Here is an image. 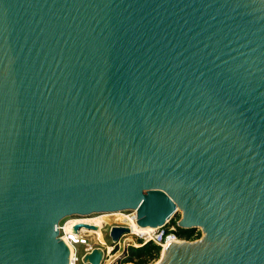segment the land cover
<instances>
[{
	"label": "water",
	"instance_id": "1",
	"mask_svg": "<svg viewBox=\"0 0 264 264\" xmlns=\"http://www.w3.org/2000/svg\"><path fill=\"white\" fill-rule=\"evenodd\" d=\"M129 210L201 231L158 264H264V0H0V264Z\"/></svg>",
	"mask_w": 264,
	"mask_h": 264
},
{
	"label": "built area",
	"instance_id": "2",
	"mask_svg": "<svg viewBox=\"0 0 264 264\" xmlns=\"http://www.w3.org/2000/svg\"><path fill=\"white\" fill-rule=\"evenodd\" d=\"M123 213L126 214V216L128 217L134 216L135 217L134 220L137 223L136 211L129 210V211H123ZM67 222L68 221H64V222L61 221L57 227L58 238L60 240H63L67 245H69L70 253L68 255L67 264H78L80 261H82L83 257L86 254L91 253L94 249H101L103 252V259L101 264H103L107 259L112 261L110 264H114L117 261V259L116 260L111 259L112 253L118 249L123 251L122 257H124L127 249L130 246L135 248H140L146 244L152 243L158 246L161 251L163 246L166 244H175V243L178 244L186 241L179 238L176 235V227L171 225L170 223H167L162 227H158L154 229V231H152L150 234H146L143 236L133 234L130 227L123 225L120 226V225L109 224L108 226H103L100 229L99 231L101 233V237H100L94 230L84 229L85 231H83L82 228L79 229L78 231L74 230V227L77 224L73 226V230L66 231L65 226ZM112 227H126L129 229V233L121 235L118 241L116 243H113L109 235V231ZM106 228L108 229L107 233H105ZM87 236H93L95 239L91 240ZM105 237L107 240L111 242V245H107L104 242Z\"/></svg>",
	"mask_w": 264,
	"mask_h": 264
},
{
	"label": "bare ground",
	"instance_id": "3",
	"mask_svg": "<svg viewBox=\"0 0 264 264\" xmlns=\"http://www.w3.org/2000/svg\"><path fill=\"white\" fill-rule=\"evenodd\" d=\"M135 217L134 216H126V214H124L121 211H117V212H109V213H101V214H97L94 216H85V218L83 219H77V218H68L66 221L67 224L65 226L66 231H71L73 230V226H75V224H87L90 226H94L96 229L94 230L100 237H101V233L99 232L100 229L103 226H108L109 224L112 225H123V226H127L131 228V231L133 232V234L139 235V236H143L146 234H150L152 231H154L153 228L150 227H140L136 222H135ZM58 227V226H57ZM83 231L84 228H82ZM63 242V244L65 246H67V248H69V245H67L63 240H61ZM109 245V244H108ZM171 244H166L163 246V251H162V255H164L165 251L167 250V248L170 246ZM161 249V250H162ZM158 264V263H157Z\"/></svg>",
	"mask_w": 264,
	"mask_h": 264
},
{
	"label": "trees",
	"instance_id": "4",
	"mask_svg": "<svg viewBox=\"0 0 264 264\" xmlns=\"http://www.w3.org/2000/svg\"><path fill=\"white\" fill-rule=\"evenodd\" d=\"M169 223L176 227V235L183 240L191 241L200 238L195 229L184 230L177 227L176 219L171 220ZM159 253L160 248L152 243L140 248L130 246L124 258L118 260L115 264H147L150 261L157 260Z\"/></svg>",
	"mask_w": 264,
	"mask_h": 264
},
{
	"label": "rangeland",
	"instance_id": "5",
	"mask_svg": "<svg viewBox=\"0 0 264 264\" xmlns=\"http://www.w3.org/2000/svg\"><path fill=\"white\" fill-rule=\"evenodd\" d=\"M94 216V215H93ZM88 217V216H87ZM68 218H77V219H83V218H85V216L84 217H81V216H72V217H68ZM68 218H66V219H64L62 222H64V221H66ZM179 218H180V215L178 214L174 219H176L177 221L179 220ZM107 231H108V229L106 228V230H105V233H107ZM196 233L197 234H199V236L201 237V235H202V233H201V231L200 230H196ZM103 234H104V232H103ZM89 239H91V240H94L95 238L93 237V236H87ZM132 239V238H131ZM199 239V238H198ZM198 239H196V240H198ZM187 241V240H186ZM192 241H195V240H191L190 242H192ZM104 242L108 245H111V242L109 241V240H107L106 239V237H105V240H104ZM110 251V250H109ZM162 251H163V249L160 251V253H159V256H158V258H157V260H155V261H150V262H148L147 264H157L158 262H159V260H160V258H161V254H162ZM122 253H123V251H121V250H115L113 253H112V260H116L117 259V261L118 260H120V259H122V258H124V257H122ZM80 255V254H79ZM116 261V262H117ZM112 261H110V260H106L103 264H110ZM78 264H84V263H82V261H80ZM115 264V263H114Z\"/></svg>",
	"mask_w": 264,
	"mask_h": 264
}]
</instances>
